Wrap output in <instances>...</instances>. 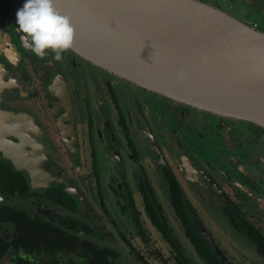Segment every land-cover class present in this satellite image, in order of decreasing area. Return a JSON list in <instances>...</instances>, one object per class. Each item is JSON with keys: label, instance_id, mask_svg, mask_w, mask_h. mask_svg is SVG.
<instances>
[{"label": "flooded vegetation", "instance_id": "flooded-vegetation-1", "mask_svg": "<svg viewBox=\"0 0 264 264\" xmlns=\"http://www.w3.org/2000/svg\"><path fill=\"white\" fill-rule=\"evenodd\" d=\"M16 12L0 0V264H264V126L37 56Z\"/></svg>", "mask_w": 264, "mask_h": 264}, {"label": "water", "instance_id": "water-1", "mask_svg": "<svg viewBox=\"0 0 264 264\" xmlns=\"http://www.w3.org/2000/svg\"><path fill=\"white\" fill-rule=\"evenodd\" d=\"M17 10L25 0H6ZM70 50L179 102L264 126V31L202 0H53ZM185 72L182 81L177 73Z\"/></svg>", "mask_w": 264, "mask_h": 264}, {"label": "clouds", "instance_id": "clouds-1", "mask_svg": "<svg viewBox=\"0 0 264 264\" xmlns=\"http://www.w3.org/2000/svg\"><path fill=\"white\" fill-rule=\"evenodd\" d=\"M16 24L37 56H45L51 51L59 59L62 52L72 47L75 39L70 18L54 7L53 0H25L16 12ZM184 77V71L177 73L178 80L182 81Z\"/></svg>", "mask_w": 264, "mask_h": 264}, {"label": "rangeland", "instance_id": "rangeland-1", "mask_svg": "<svg viewBox=\"0 0 264 264\" xmlns=\"http://www.w3.org/2000/svg\"><path fill=\"white\" fill-rule=\"evenodd\" d=\"M213 5H218L223 10L239 19L258 24L259 28L264 31V12L257 11L248 6L243 0H203ZM213 226V224H212Z\"/></svg>", "mask_w": 264, "mask_h": 264}, {"label": "built area", "instance_id": "built-area-1", "mask_svg": "<svg viewBox=\"0 0 264 264\" xmlns=\"http://www.w3.org/2000/svg\"><path fill=\"white\" fill-rule=\"evenodd\" d=\"M255 28H259L258 24H252Z\"/></svg>", "mask_w": 264, "mask_h": 264}]
</instances>
